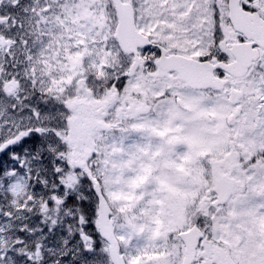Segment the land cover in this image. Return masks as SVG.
Segmentation results:
<instances>
[{"label": "snow or ice", "instance_id": "snow-or-ice-1", "mask_svg": "<svg viewBox=\"0 0 264 264\" xmlns=\"http://www.w3.org/2000/svg\"><path fill=\"white\" fill-rule=\"evenodd\" d=\"M0 264H264V0H0Z\"/></svg>", "mask_w": 264, "mask_h": 264}]
</instances>
